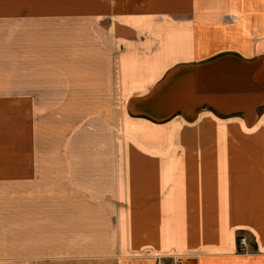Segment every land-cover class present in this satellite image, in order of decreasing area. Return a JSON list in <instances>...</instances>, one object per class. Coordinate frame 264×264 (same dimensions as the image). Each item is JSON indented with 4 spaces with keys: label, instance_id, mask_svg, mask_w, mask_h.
Here are the masks:
<instances>
[{
    "label": "crops",
    "instance_id": "obj_1",
    "mask_svg": "<svg viewBox=\"0 0 264 264\" xmlns=\"http://www.w3.org/2000/svg\"><path fill=\"white\" fill-rule=\"evenodd\" d=\"M0 16L90 30L83 81L124 111L64 151L61 198H37L36 166L0 167V264L52 259L40 234H64V264H264V0H0Z\"/></svg>",
    "mask_w": 264,
    "mask_h": 264
},
{
    "label": "rangeland",
    "instance_id": "obj_2",
    "mask_svg": "<svg viewBox=\"0 0 264 264\" xmlns=\"http://www.w3.org/2000/svg\"><path fill=\"white\" fill-rule=\"evenodd\" d=\"M6 17L9 19L0 20V74L7 77L8 91L0 94V167H14L18 161L16 166H36L37 198H50L55 193L61 198L64 151L96 147L93 140L102 139H86L94 130L105 142V130L121 129L124 111L111 110L113 98L89 93L95 90L83 81L88 72L93 74L95 65L91 49L85 45L91 37L90 30H64L73 25L45 20L37 21L41 29L18 30L14 16ZM18 82V87H12ZM98 119L102 126H98ZM83 139L93 143L86 144ZM104 142L101 146L106 144L107 149H113ZM52 188H56L55 192ZM47 209L38 206L41 214ZM48 211L51 216L47 219L64 220L53 218L58 213L52 214V209ZM241 236L246 235H239L238 243ZM39 237L38 250H53V255L50 260L38 259V264H64V247L60 246H64V234ZM246 237L248 247L251 239Z\"/></svg>",
    "mask_w": 264,
    "mask_h": 264
},
{
    "label": "built area",
    "instance_id": "obj_3",
    "mask_svg": "<svg viewBox=\"0 0 264 264\" xmlns=\"http://www.w3.org/2000/svg\"><path fill=\"white\" fill-rule=\"evenodd\" d=\"M242 238H241V241H240V247H241V249L242 250H246V246H247V244H248V240H247V237L246 236H241Z\"/></svg>",
    "mask_w": 264,
    "mask_h": 264
}]
</instances>
